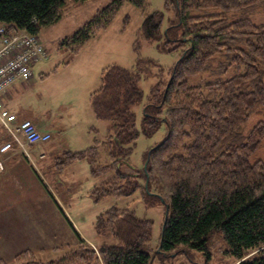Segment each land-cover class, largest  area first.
Returning a JSON list of instances; mask_svg holds the SVG:
<instances>
[{"label":"trees","instance_id":"1","mask_svg":"<svg viewBox=\"0 0 264 264\" xmlns=\"http://www.w3.org/2000/svg\"><path fill=\"white\" fill-rule=\"evenodd\" d=\"M125 3L145 16L135 51L141 42L158 43L178 59L168 80L158 71L161 79L144 106L141 130L132 108L143 101L141 81L155 76L157 62L138 53L131 69L105 68L90 106L97 120L109 124L107 137L86 150L63 152L56 167L62 172L87 162L96 181L89 194L95 204L139 191L156 196L165 207L158 246L151 243L150 219L115 206L96 218L94 229L98 238L116 244L95 250L60 209L77 239L75 249L48 262L28 249L0 264H155L191 251L211 259L214 236H222L225 253L239 264H264V161L258 158L264 122L247 126L253 116L264 115V22L253 21L264 16V0H167L174 19L165 31L164 14H148L147 0H109L60 48L80 53ZM65 6L66 0H0V27L40 38L62 19ZM177 27L181 32L172 36ZM163 125L166 136L148 150L144 168L130 169L141 133L151 137Z\"/></svg>","mask_w":264,"mask_h":264},{"label":"rangeland","instance_id":"2","mask_svg":"<svg viewBox=\"0 0 264 264\" xmlns=\"http://www.w3.org/2000/svg\"><path fill=\"white\" fill-rule=\"evenodd\" d=\"M166 2L167 0H147L148 14L155 11L164 14L163 31L173 26L174 19V14L166 8ZM108 3L109 0H90L85 3L66 0L62 19L40 33V38L48 51V59L33 66L31 79L17 83L14 92L12 91L10 100L12 112L31 115L45 124L56 125L58 122L57 124L67 127V133L64 134V143H67V147L59 149L58 157L66 150L72 152L86 150L94 145L95 139L99 141L106 139L109 124L94 118L90 106V95L99 87L100 75L105 68L118 65L131 69L135 66L138 53L144 59L157 62L159 68L155 69V76L141 81L143 101L132 108L137 117L138 128L141 130L144 106L148 103L152 87L161 79L157 75L158 71L162 69L165 80H168L170 71L178 59V53L163 52L159 49L158 43L141 42L139 51H135V46H138V33L145 16L140 9L130 3H125L111 26L99 32L77 55L71 50L60 48L61 41L73 36ZM253 21L264 22V16H256ZM180 32L179 27L174 28L172 36ZM259 122H264V115L253 116L247 126L252 129ZM93 127L96 129L95 132L90 129ZM50 134L53 141V132ZM5 135L12 138L8 132ZM165 136V125L151 137L141 133L129 158L130 169L142 170L148 150L160 144ZM58 137L59 135L57 140ZM86 138L88 141L84 140ZM32 148L38 155L46 154L48 146L36 144ZM258 158L264 161V145L258 153ZM56 163H59L58 160L53 162L51 175L38 167V176H35L37 183L34 179L30 181L27 176H20L31 191L37 187L38 206L36 209L33 197H23L29 202L24 203L20 211L22 224L19 228L20 238L18 240L16 237V243L10 244L9 238L3 236V240L2 234L0 235V259L11 262L18 253L30 249L35 251L39 260L48 262L75 249L77 239L62 211L90 247L96 250L104 243L116 244L113 239L98 238L94 229L96 217L115 206L132 210L139 218L150 219L154 224L151 243L154 248L158 246L165 220V207L156 196L145 194L143 197L139 191L133 197L122 200L105 198L95 204L88 197L87 191L92 190V184L96 181L85 175L83 179L81 170L74 168L68 167L58 172ZM49 195L53 199L52 210L48 202H45L50 199ZM15 198L18 200L20 197ZM71 198L73 201L69 203ZM222 239V236L211 238V259L203 253L191 251L188 255L174 256L163 262L157 259L155 264H239L225 253L226 247Z\"/></svg>","mask_w":264,"mask_h":264},{"label":"crops","instance_id":"3","mask_svg":"<svg viewBox=\"0 0 264 264\" xmlns=\"http://www.w3.org/2000/svg\"><path fill=\"white\" fill-rule=\"evenodd\" d=\"M14 88L15 86L10 88L6 92V94L0 96V102L4 105L5 109L8 110L11 114H16L19 122L31 121L37 126V128L41 132L51 133L52 131L53 141L50 140V142L46 143V145L48 146V148L46 149L47 150L46 154L39 153L38 155H36L35 151L32 150L33 149L32 146L34 145H29L23 138L21 139L20 143H17L14 142L13 137L11 138L9 135L8 136L10 138L8 136L6 137L5 134L8 132V130L4 127L3 123H1L0 121V149H1V145L4 146L5 144L8 143H14L12 150H10L7 153H0V235L2 234L1 235L2 237L4 236L9 238L10 244L16 243V237L18 240L20 238L19 228L22 227V224L20 222V211L23 208V204L29 202L26 200V198L33 197L34 198L33 203H35L34 205L35 208L37 209L38 206L36 204L37 187L33 188V191H31V188H28V184L23 182L20 176L21 175L27 176L30 181H32L33 179L35 180V178H37L35 176H38V167H40V170H45L47 173L51 175L53 162L59 156V149H64V147H67V143H64L65 142L64 134L67 133V127L57 124L58 122H56V125L45 124L44 121L32 117L31 115H27V114L20 115V113L17 114L15 112H12L13 108H11L10 106V100L14 92L13 91ZM91 112L93 114V111ZM57 135H59L58 140H57ZM84 140L88 141V138ZM84 140L82 141L83 144H84ZM61 146L62 148H60ZM28 150L30 152H28ZM48 155L50 157H48ZM52 160L53 162H51ZM68 167L69 169L74 168L76 170H81V172L83 173V179H85L84 175L90 176L91 178L90 166L87 162L74 163L72 165L67 166L66 168ZM80 178L81 177H79V179ZM35 182L37 183L36 180ZM95 185L96 182L95 184L94 183L92 184V187L94 188ZM90 192L91 189L87 191L88 197H90L89 196ZM15 197H20V198L17 200ZM72 201H73L72 198L69 199V203H71ZM45 202H48L52 210L53 199L50 197V199L45 200Z\"/></svg>","mask_w":264,"mask_h":264},{"label":"built area","instance_id":"4","mask_svg":"<svg viewBox=\"0 0 264 264\" xmlns=\"http://www.w3.org/2000/svg\"><path fill=\"white\" fill-rule=\"evenodd\" d=\"M48 59V51L42 40L35 35L16 30L8 31L0 27V96L15 86L24 83L33 76V66ZM0 121L13 137L20 143L23 138L29 145L48 143L52 136L41 132L31 121L19 122L16 114L5 109L0 102ZM14 143L1 147L0 153L13 149Z\"/></svg>","mask_w":264,"mask_h":264}]
</instances>
